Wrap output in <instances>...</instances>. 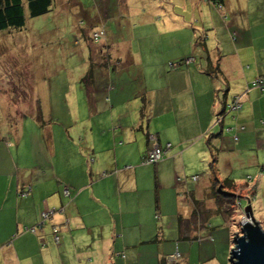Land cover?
Listing matches in <instances>:
<instances>
[{
  "label": "crops",
  "instance_id": "crops-1",
  "mask_svg": "<svg viewBox=\"0 0 264 264\" xmlns=\"http://www.w3.org/2000/svg\"><path fill=\"white\" fill-rule=\"evenodd\" d=\"M123 6L124 19L145 14L153 25L143 39L153 49L147 68L121 86L109 85L107 101H86L93 103L91 111L73 121L53 118L51 111L48 120L42 116V127L32 115L5 120L0 264H192V249L196 264L212 262L216 248L229 245L228 234L208 223L218 211L212 204L200 207L203 201L197 200L213 203V188L208 185L199 195V184L193 190L192 183L179 182L208 151L214 153L206 160L208 168L222 165L223 180L232 181L230 190H247L255 200L252 216L264 229V89L249 87L251 80L264 78V46L251 45L264 23V4L251 13L238 0H163L138 13ZM255 12L261 14L252 19ZM230 30L240 33V40L247 31L248 52L224 46ZM209 39L213 50L207 48ZM189 58L187 65L168 67ZM229 60L236 69H230ZM233 97L241 104L235 114L226 110ZM146 133L160 147L169 145L155 165L140 163L152 144ZM43 212L51 215L39 227ZM204 243L212 251L200 262ZM69 248L70 258L65 256ZM174 253L179 258L166 263Z\"/></svg>",
  "mask_w": 264,
  "mask_h": 264
},
{
  "label": "rangeland",
  "instance_id": "rangeland-1",
  "mask_svg": "<svg viewBox=\"0 0 264 264\" xmlns=\"http://www.w3.org/2000/svg\"><path fill=\"white\" fill-rule=\"evenodd\" d=\"M154 2L162 4L163 0H52L50 11L45 15L30 19L25 11L22 29L0 33V131L9 130L5 120L7 121L10 115L18 118L21 114L33 113L36 105L42 111L43 120L48 118L49 111L54 115L53 118H71V121L74 117L86 116L93 105V103L88 105L86 101L96 99L107 101L104 91L109 85L111 88L121 86L123 81L131 79V74L136 78V74L141 73L142 68H147L151 64L149 54L153 49L143 39L152 30L153 25L145 14L136 15L133 20H126L124 13L121 15L120 11L123 10V5L127 4L133 7L134 13H138L139 10L143 12ZM232 2L234 3V0ZM238 2L243 11L244 9L250 11L255 5L264 4V0ZM207 3L210 4L209 1ZM260 14L255 12L252 19ZM242 17L241 20L244 19ZM155 24L159 25L157 22ZM230 31L227 33L228 41L224 46H229L230 50L248 52L249 49L244 45V42L247 41L249 44L250 41L247 31L242 34V40L240 33L237 35L234 30ZM93 33H101L100 40L94 42ZM256 35L259 39L256 38V41L251 43L254 49L260 43L261 47L264 46V23L257 27ZM200 36H203L202 31ZM206 44L209 50L216 47L211 39L206 41ZM130 52L137 56H132ZM197 57L193 53L191 58L197 60ZM191 58L186 61H191ZM229 62L230 69H236L235 61ZM89 70L92 72V86L88 81L89 77L87 78ZM119 71H122L123 75L122 80L118 77L117 81L116 75ZM107 72L110 74L109 79L105 77ZM218 94L221 96L222 92L219 91ZM115 95L119 100L123 99L122 94L115 92ZM123 110L126 111V108ZM75 126L79 127L77 124ZM186 132L184 129L183 134ZM207 136L206 134L205 137ZM210 154L214 155L213 151H208L205 159L199 162L200 165H197L191 174L182 177L179 182L192 183L193 190L194 186L199 184V195L202 190L203 192L208 190V185L215 187V191L222 185L221 192L234 196L230 202L227 201L228 197L219 193L214 194L213 203L199 196L197 199L203 201L200 202V207L206 208L212 204L218 211L210 217L209 225L218 226L221 231L228 234V249L217 247L213 261L205 264H229L228 253L233 246V236L239 232V223L243 219L242 208L248 199L252 213L255 200L243 188L230 190L231 188L223 185L222 165L216 167L212 162L215 167L212 171L208 168L206 160H211ZM192 176L196 177L193 181L190 180ZM237 201L242 208H238ZM223 215H226L225 218ZM202 216L199 215L200 218ZM201 240L199 236L194 244L200 243ZM214 241H218L217 237ZM211 247V244H202L199 251L200 262L209 256ZM72 254L69 248L65 256L68 255L70 258ZM190 256L192 264H196L194 249Z\"/></svg>",
  "mask_w": 264,
  "mask_h": 264
},
{
  "label": "trees",
  "instance_id": "trees-1",
  "mask_svg": "<svg viewBox=\"0 0 264 264\" xmlns=\"http://www.w3.org/2000/svg\"><path fill=\"white\" fill-rule=\"evenodd\" d=\"M213 3L214 4L216 3L215 7L217 8V10H221L220 3L217 4V2H215V1ZM51 6H52V0H0V33H2V32L8 33V31H10V32L13 30L18 31V30L22 29L24 26V23H25V17H24L25 11H26L27 17L31 19V18H36V17L42 16V15H45L46 13H48L50 11ZM189 62L181 60L175 64H168V67L169 68H176L179 66L187 65ZM208 67H209V65H208ZM208 67H207V69H208ZM207 69L205 70L206 73L208 72ZM88 77H89V81H90L92 79V72L90 70H89L88 75H87V78ZM249 87L257 88V89L262 91L264 89V78H256V79L251 80L249 83ZM235 98H237L239 101L238 97H233L231 99V101L226 106V110L228 113L230 112V113L235 114L236 112H238V110L232 111L230 109L231 103L233 102V100ZM239 104H240V101H239ZM240 107H241V104H240ZM240 107H239V109H240ZM143 109L144 108L142 107L141 108V115H143ZM31 115L34 117V120L36 121V123L38 124L39 127L44 126L45 123L42 120V111L38 105H36L33 113L21 114L19 117L22 118L23 116H31ZM10 120L13 122L14 121L13 117L10 116ZM216 120H217L216 122H219L220 117H218V119H216ZM261 121H264V120L262 119ZM261 121H260V124H261ZM262 126H264V125H262ZM232 137H233V139H236V136L233 135ZM146 138L149 141H151L152 144H151L150 149L147 150L142 155L140 163L142 165H155L156 163H158L159 161H161L163 159L165 152L169 148V145L166 144L164 147H160L158 145L156 139H155V136L147 134V133H146ZM154 145L160 151V158L153 163L147 164V163H145V159L147 157L148 152L152 149V147ZM195 179H196V177L192 176L190 180L193 181ZM223 185L225 187L229 188L232 185V181L229 179H224ZM221 186L222 185H219V188L217 191H215V187L212 186L213 194L219 193L224 197H228L229 199L227 201L230 202L231 198L232 197L234 198V196L230 195L228 193H225V192H221V190H220ZM23 192H25V191H21L20 193L22 195H25L26 193H23ZM216 197H217V195H216ZM236 198H239V197L236 196ZM216 199H217V201L220 200L219 198H216ZM220 202H221V200H220ZM247 202H248V199H247ZM236 203L238 204V208H242L238 201Z\"/></svg>",
  "mask_w": 264,
  "mask_h": 264
},
{
  "label": "water",
  "instance_id": "water-1",
  "mask_svg": "<svg viewBox=\"0 0 264 264\" xmlns=\"http://www.w3.org/2000/svg\"><path fill=\"white\" fill-rule=\"evenodd\" d=\"M239 232L232 238L228 253L229 264H264V231L254 220L250 205L242 208ZM240 235V236H239Z\"/></svg>",
  "mask_w": 264,
  "mask_h": 264
},
{
  "label": "built area",
  "instance_id": "built-area-1",
  "mask_svg": "<svg viewBox=\"0 0 264 264\" xmlns=\"http://www.w3.org/2000/svg\"><path fill=\"white\" fill-rule=\"evenodd\" d=\"M101 38V33L98 34H92V40L94 42H97L98 40H100ZM240 104L237 98H235L233 100V102L231 103L230 109L233 110H239ZM261 124L264 125V121H261ZM160 158V151L159 149L154 145L152 147V149L148 152L147 157L145 159V163H153L155 161H157ZM63 194H65L67 196V191H64ZM50 213L49 212H43L40 215V220L38 222V226H42L43 223H45V221H48V219L50 218ZM29 231L33 232L35 231L33 228H29ZM54 242L57 243L58 238L57 236H54L53 238ZM179 257L178 253H174L173 256L169 257L167 260L168 261H175L177 258Z\"/></svg>",
  "mask_w": 264,
  "mask_h": 264
}]
</instances>
